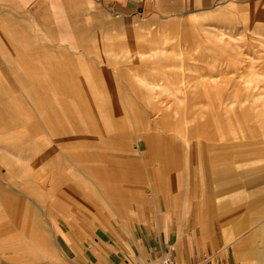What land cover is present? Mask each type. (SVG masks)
Instances as JSON below:
<instances>
[{"label":"crops","instance_id":"0c3cea01","mask_svg":"<svg viewBox=\"0 0 264 264\" xmlns=\"http://www.w3.org/2000/svg\"><path fill=\"white\" fill-rule=\"evenodd\" d=\"M211 1L170 0L167 12H184L185 5L191 3L208 7ZM147 3L0 0V136L40 133L48 114L44 94L56 85L54 79L64 78L67 92L76 96V79L87 77L102 95L112 97L119 81L92 66L95 59L88 54L89 48L104 51L118 46L121 25L126 23L130 29L135 14L144 12ZM144 76L147 86L160 85ZM94 78L96 81L90 82ZM179 83L181 88L183 79ZM194 86L212 91L214 84L202 78L196 79ZM84 90L80 93L89 102ZM207 106L202 105L203 112ZM99 108L102 116L85 117V128L82 123H71L75 128L67 129L68 123L56 118L58 123L51 129L54 146L67 145L51 160L53 177L48 189L54 191V198L47 202L53 220L60 223L64 253L75 264L158 263L165 254L172 255L176 264H233L234 245L248 237L247 187L255 188L261 182L258 190L264 194V174L247 173L243 164L246 155L238 159L237 153L233 156L223 146L193 145L191 134L162 137L138 130L142 137L134 149L130 145L120 149L121 134L136 135L128 128L120 129L115 106L111 112L99 100ZM218 109L227 115L231 106ZM220 114L216 112L217 117ZM214 117L210 111L204 122L191 119L203 131L198 134L210 131L206 136L217 137L222 130L227 132L225 118ZM215 120L220 128H208ZM169 121L162 119L161 124ZM46 152L42 154L49 156L50 151ZM62 157L65 160L61 162ZM0 194L6 201L4 192ZM16 205L7 202L0 207V253H14V260L24 253L20 250L32 252L40 241L34 226L30 229L33 218L28 213L25 218ZM25 221L28 230H21ZM19 231L26 236L30 232V244L8 251L20 240Z\"/></svg>","mask_w":264,"mask_h":264},{"label":"rangeland","instance_id":"374dc122","mask_svg":"<svg viewBox=\"0 0 264 264\" xmlns=\"http://www.w3.org/2000/svg\"><path fill=\"white\" fill-rule=\"evenodd\" d=\"M169 1L148 0L144 12L135 14L130 29L126 23L121 25L118 46L104 51L89 48L88 54L95 59L92 66L119 81V89L112 97L102 95L87 77L76 79V96L67 92L64 78L54 79L56 85L44 94L48 114L40 133L0 136V192L6 198H0V207L7 202L16 203L25 218H33L30 229L34 226L40 239L32 252L20 250L24 253L18 260L12 259L14 253H0V264H75L64 253L59 239L60 223L53 220V209L47 205L48 199L54 198V191L48 189L53 177L51 160L67 146L65 142L54 146L50 134L53 123H58L56 118L67 122V129L75 128L71 123L87 127L85 117L102 116L99 100L110 111L115 106L114 111L121 118L120 129L128 128L136 135L134 138L131 133L121 134L120 149L128 145L134 149L142 137L138 130L162 137L191 134L193 145L205 144L209 149L223 146L231 155L237 153L238 159L239 155H246L243 164L247 165V173L264 174V0H212L208 7L191 3L185 5L184 12H167ZM200 74L206 75L196 77ZM143 76L160 85L147 86ZM195 77L212 81V91L194 86ZM181 79L183 83L178 88ZM84 89L89 102L80 93ZM204 104L208 106L203 112ZM224 105L231 106L227 115L218 109ZM210 111L217 120L225 118L226 133L222 130L217 137L206 136L210 131L198 134L202 130L191 119L204 122ZM216 112H221L219 117ZM165 118L170 121L161 124ZM208 128L218 130L220 123L215 120ZM44 150L50 151L49 156L42 154ZM63 160L62 157L60 161ZM48 162L52 164L47 166ZM261 184L257 182L255 188L247 184L248 237L234 245L233 264H264V194L258 190ZM8 225L16 228L12 222ZM26 225L23 222L21 230H28ZM24 233L19 231L20 240L11 244L8 251H15L13 246L30 244V232L28 236Z\"/></svg>","mask_w":264,"mask_h":264},{"label":"built area","instance_id":"2783aa9c","mask_svg":"<svg viewBox=\"0 0 264 264\" xmlns=\"http://www.w3.org/2000/svg\"><path fill=\"white\" fill-rule=\"evenodd\" d=\"M149 264H176L175 259L170 254H165L162 256L160 262L158 263H149Z\"/></svg>","mask_w":264,"mask_h":264},{"label":"bare ground","instance_id":"6f19581e","mask_svg":"<svg viewBox=\"0 0 264 264\" xmlns=\"http://www.w3.org/2000/svg\"><path fill=\"white\" fill-rule=\"evenodd\" d=\"M29 225V224H28ZM27 227H29V226H27Z\"/></svg>","mask_w":264,"mask_h":264},{"label":"water","instance_id":"95a60500","mask_svg":"<svg viewBox=\"0 0 264 264\" xmlns=\"http://www.w3.org/2000/svg\"><path fill=\"white\" fill-rule=\"evenodd\" d=\"M140 10H142V9H140Z\"/></svg>","mask_w":264,"mask_h":264}]
</instances>
